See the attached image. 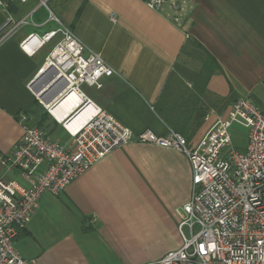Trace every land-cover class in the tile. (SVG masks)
<instances>
[{"label":"crops","instance_id":"obj_1","mask_svg":"<svg viewBox=\"0 0 264 264\" xmlns=\"http://www.w3.org/2000/svg\"><path fill=\"white\" fill-rule=\"evenodd\" d=\"M170 12L147 0H9L0 8V29L9 16L26 20L0 45V177L28 186L22 171L2 160L31 121L74 147L63 124L44 116L45 105L28 86L62 34L34 53L22 48L30 35L42 40L61 26L117 71L101 88L81 89L136 134L151 129L165 135L172 128L193 147L238 98L264 110V0H189L181 26ZM192 192L185 153L131 141L61 194L45 193L15 246L40 264H148L181 247L176 210Z\"/></svg>","mask_w":264,"mask_h":264},{"label":"built area","instance_id":"obj_2","mask_svg":"<svg viewBox=\"0 0 264 264\" xmlns=\"http://www.w3.org/2000/svg\"><path fill=\"white\" fill-rule=\"evenodd\" d=\"M8 1L0 0V8L6 9ZM188 1L147 0V4L159 11L168 5L169 19L181 26L187 18ZM24 22L16 23L9 16L0 29V45ZM57 33L62 39L39 71L44 74L42 83L30 82L28 86L49 114L63 124L74 147H65L42 128L23 125L21 138L2 164L20 169L29 184L0 177V264H40L37 258L23 257L15 239L32 219L43 195L61 194L109 152L131 141L177 149L189 157L192 167V196L176 210L182 245L148 264H264V110L248 98H238L228 115L218 117L193 147L172 128L165 135L151 129L136 134L82 91V84L101 88L102 80L117 71L69 28L61 26L42 40L32 34L22 42V48L34 53ZM74 93L81 103L59 118L53 109ZM50 94H56L51 101ZM89 106L93 111L88 117L74 123L77 114ZM234 124L247 129L243 148L234 144Z\"/></svg>","mask_w":264,"mask_h":264},{"label":"bare ground","instance_id":"obj_3","mask_svg":"<svg viewBox=\"0 0 264 264\" xmlns=\"http://www.w3.org/2000/svg\"><path fill=\"white\" fill-rule=\"evenodd\" d=\"M42 96H43V94H42ZM49 101H51V100H49ZM80 103H81V99L79 98V96L76 93L70 94L66 98L62 99L57 104V107L53 110H54V113L59 118H62V116L64 114H66L67 112H70L71 109L77 107ZM73 104H74V106L72 107ZM92 111H93V106H89V107L85 108V110H83L82 112H79L77 114L78 117L75 119L74 123L79 122V121L81 122V121L85 120ZM67 125L71 126L69 123H67Z\"/></svg>","mask_w":264,"mask_h":264},{"label":"rangeland","instance_id":"obj_4","mask_svg":"<svg viewBox=\"0 0 264 264\" xmlns=\"http://www.w3.org/2000/svg\"><path fill=\"white\" fill-rule=\"evenodd\" d=\"M231 132H232V135L234 136L233 137L234 144L237 147L243 148L246 145L247 129L242 127L239 124H234V126L231 128ZM187 142H188V140H187ZM188 144H189V142H188Z\"/></svg>","mask_w":264,"mask_h":264},{"label":"water","instance_id":"obj_5","mask_svg":"<svg viewBox=\"0 0 264 264\" xmlns=\"http://www.w3.org/2000/svg\"><path fill=\"white\" fill-rule=\"evenodd\" d=\"M43 76H44L43 73H39V74L35 77V79L32 81V83L35 84V83L41 81V80L43 79ZM34 125H35V124H34L32 121L29 122V126H30V127H33Z\"/></svg>","mask_w":264,"mask_h":264},{"label":"trees","instance_id":"obj_6","mask_svg":"<svg viewBox=\"0 0 264 264\" xmlns=\"http://www.w3.org/2000/svg\"><path fill=\"white\" fill-rule=\"evenodd\" d=\"M37 104L41 107L42 105L40 104V102L37 100ZM49 113L46 111V113L44 114V116L48 115Z\"/></svg>","mask_w":264,"mask_h":264}]
</instances>
